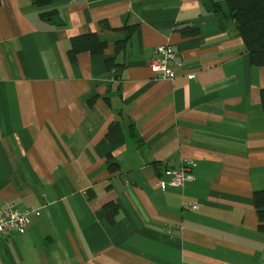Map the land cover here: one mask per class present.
Returning a JSON list of instances; mask_svg holds the SVG:
<instances>
[{
	"label": "crops",
	"instance_id": "1",
	"mask_svg": "<svg viewBox=\"0 0 264 264\" xmlns=\"http://www.w3.org/2000/svg\"><path fill=\"white\" fill-rule=\"evenodd\" d=\"M87 32L104 52L71 62ZM163 44L173 80L149 67ZM263 88L264 68L210 1L0 0V211L42 212L0 240V264H264ZM185 159L195 180L161 190Z\"/></svg>",
	"mask_w": 264,
	"mask_h": 264
},
{
	"label": "trees",
	"instance_id": "2",
	"mask_svg": "<svg viewBox=\"0 0 264 264\" xmlns=\"http://www.w3.org/2000/svg\"><path fill=\"white\" fill-rule=\"evenodd\" d=\"M38 4L48 3L49 0H35ZM212 3L214 12L229 17L233 20L239 36L243 39L248 50L251 64L264 68V0H205ZM42 16H45L42 13ZM104 29H110L106 21L102 23ZM138 25L127 26V38L119 40L116 43V51L120 53L124 51L128 38L137 31ZM181 31L187 35H194L196 31L192 28H183ZM68 49V57L71 62H76L79 54L89 52L94 55H100L106 48V42L103 41L96 32H87L85 34L75 36L70 41ZM108 69L117 68L118 64L114 58L107 59ZM261 101L264 110V88L261 90ZM122 128L119 121L110 123L107 131L108 140H114L120 133ZM109 168L112 172L118 170V164L112 156H109ZM91 196L92 193H90ZM254 204L260 219V231L264 232V190L254 192ZM104 209L110 218H113L114 212L118 209L117 204L109 203Z\"/></svg>",
	"mask_w": 264,
	"mask_h": 264
},
{
	"label": "built area",
	"instance_id": "3",
	"mask_svg": "<svg viewBox=\"0 0 264 264\" xmlns=\"http://www.w3.org/2000/svg\"><path fill=\"white\" fill-rule=\"evenodd\" d=\"M156 59L149 63L152 73L163 80H173L177 75V55L171 44H163L155 48ZM194 78L193 74L188 76ZM197 164L192 159H185L178 169H165L160 179V189L168 187L181 188L195 180L194 171ZM196 208L195 204H191ZM40 209L27 208L21 210L17 204L11 203L0 211V240L13 232L25 233L33 222L41 217Z\"/></svg>",
	"mask_w": 264,
	"mask_h": 264
}]
</instances>
